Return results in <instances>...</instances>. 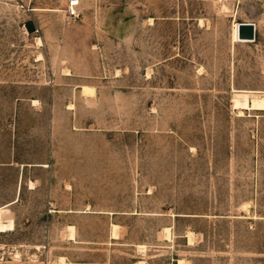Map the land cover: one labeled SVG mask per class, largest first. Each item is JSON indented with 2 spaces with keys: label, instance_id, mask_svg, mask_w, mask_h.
Returning <instances> with one entry per match:
<instances>
[{
  "label": "rangeland",
  "instance_id": "374dc122",
  "mask_svg": "<svg viewBox=\"0 0 264 264\" xmlns=\"http://www.w3.org/2000/svg\"><path fill=\"white\" fill-rule=\"evenodd\" d=\"M69 1L0 0V264H264V0Z\"/></svg>",
  "mask_w": 264,
  "mask_h": 264
},
{
  "label": "bare ground",
  "instance_id": "6f19581e",
  "mask_svg": "<svg viewBox=\"0 0 264 264\" xmlns=\"http://www.w3.org/2000/svg\"><path fill=\"white\" fill-rule=\"evenodd\" d=\"M216 2V1H215ZM237 25L238 24H236V23H234V25H233V30H232V41L233 42H240V43H243V42H249V41H252V40H246V39H243V38H239L238 36H237ZM254 25V24H253ZM255 27V26H254ZM36 42H37V44L38 45H40L41 46V41H40V39H37L36 40ZM40 57V56H39ZM64 72V75H69V73H68V71L66 70V71H63ZM232 92L233 93H246V94H254V92L253 91H249V90H235V89H233L232 90ZM257 92V91H256ZM258 94H259V92H257ZM256 93V94H257ZM112 226H116V225H112ZM117 227V226H116ZM68 229L70 230V231H72V227H68ZM115 229H117V228H115ZM114 229V230H115ZM115 232V231H114ZM163 232H164V238H166V237H168V233H169V228H164L163 229ZM115 234V233H114ZM69 235H71V234H69ZM116 235V234H115ZM72 236V235H71ZM186 237H187V239H188V241H190V238L192 237V236H190V232H188L187 234H186ZM167 239V238H166ZM170 241V240H169ZM191 243V242H190ZM144 248V246L143 245H139V246H137V249L139 250V252H141L142 250H144L143 249ZM62 261V260H61ZM60 261V264H62V262ZM181 260H179L178 261V264H181ZM64 264V263H63ZM137 264H142V262L141 261H139Z\"/></svg>",
  "mask_w": 264,
  "mask_h": 264
},
{
  "label": "water",
  "instance_id": "95a60500",
  "mask_svg": "<svg viewBox=\"0 0 264 264\" xmlns=\"http://www.w3.org/2000/svg\"><path fill=\"white\" fill-rule=\"evenodd\" d=\"M23 25L28 33L35 31L31 20L25 21ZM237 36L246 40H253L255 36V27L253 23L247 21L239 22L237 25Z\"/></svg>",
  "mask_w": 264,
  "mask_h": 264
},
{
  "label": "built area",
  "instance_id": "2783aa9c",
  "mask_svg": "<svg viewBox=\"0 0 264 264\" xmlns=\"http://www.w3.org/2000/svg\"><path fill=\"white\" fill-rule=\"evenodd\" d=\"M77 0H70L69 7H68V15L75 17L77 16V9H76Z\"/></svg>",
  "mask_w": 264,
  "mask_h": 264
}]
</instances>
